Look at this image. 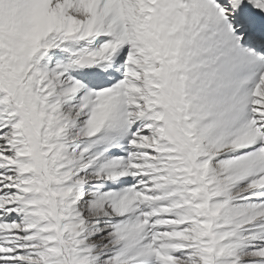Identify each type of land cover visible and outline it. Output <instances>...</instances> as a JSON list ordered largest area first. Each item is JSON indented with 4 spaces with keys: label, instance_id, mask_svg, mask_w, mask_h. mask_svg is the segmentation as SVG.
I'll return each instance as SVG.
<instances>
[{
    "label": "snow or ice",
    "instance_id": "6c2138e0",
    "mask_svg": "<svg viewBox=\"0 0 264 264\" xmlns=\"http://www.w3.org/2000/svg\"><path fill=\"white\" fill-rule=\"evenodd\" d=\"M0 264H264V0H0Z\"/></svg>",
    "mask_w": 264,
    "mask_h": 264
}]
</instances>
